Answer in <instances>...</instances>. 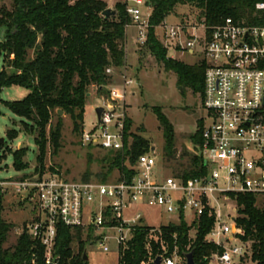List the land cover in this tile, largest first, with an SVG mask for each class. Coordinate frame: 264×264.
I'll list each match as a JSON object with an SVG mask.
<instances>
[{
    "label": "built area",
    "instance_id": "built-area-1",
    "mask_svg": "<svg viewBox=\"0 0 264 264\" xmlns=\"http://www.w3.org/2000/svg\"><path fill=\"white\" fill-rule=\"evenodd\" d=\"M147 2L125 3L131 19L125 29H137L138 47L146 44L151 27L152 8ZM256 8L264 11V2ZM155 30L168 53H188L206 64L203 107L208 122L198 146L199 174L185 178L183 172L172 173L150 152L129 164L133 137L132 128L127 130L128 100L139 83L126 65L117 73L108 68V75H118V83L96 97L94 119L90 127L83 126L80 142L118 154L127 172L117 169V178L106 182L36 171L0 179V199L4 203L9 199L11 208L31 210L22 234L44 247L46 264L60 263L56 245L61 226L81 229L87 238L90 234V242L105 253L110 252L109 242L115 241L120 264L136 229L147 227L142 214L131 211L139 204L175 216L177 221L169 224L184 219L192 238L201 216L212 219L204 240L216 250L206 257L208 264H257L254 241L245 238L240 225L244 209L240 199L253 196L256 206L264 207V26L239 25L232 18L210 27L198 19L179 23L166 19ZM97 108H102L100 116ZM149 232L156 234L160 228ZM167 254L165 250L158 256L162 264H178L177 248Z\"/></svg>",
    "mask_w": 264,
    "mask_h": 264
},
{
    "label": "trees",
    "instance_id": "trees-1",
    "mask_svg": "<svg viewBox=\"0 0 264 264\" xmlns=\"http://www.w3.org/2000/svg\"><path fill=\"white\" fill-rule=\"evenodd\" d=\"M261 2L264 0H148L147 5L152 8L151 27L144 47L167 71L177 75L179 85L191 88L203 98L205 62L188 65L170 59L155 27L168 19L176 7L184 5L197 9L198 20H203L209 27L222 24L228 18L239 25L264 26V11L256 8ZM106 9L102 0H13L11 10L5 7L0 10V60H8L9 67L15 70L11 74L4 70L0 72V94L3 89L13 86L29 91L22 100L6 102V106L12 114L26 121L30 131L39 132L35 144L39 146L37 161L41 173L45 169L46 127L53 116L58 117V122L51 127L49 135L50 143L57 151L62 129L58 111L70 115L75 127L82 133L89 87L96 85L100 93L104 92V87L113 79L107 74V69L120 71L125 66V26L131 19L126 12V4L118 3L116 14L109 18L103 16ZM153 112L163 132L166 155L173 156L174 127L161 107L153 108ZM203 127L204 123H199L191 138L196 149L202 143ZM131 128L132 120H129L127 130ZM16 137L15 131L10 132V137L8 133L5 145L0 146V165L12 154L14 169L24 171L29 168L23 160L29 149L13 151L7 140ZM132 137L129 152L131 165L140 155L150 152L148 140L135 134ZM112 156L111 169L98 180L108 181L117 169L127 172L120 156L115 153ZM200 165V157L192 156L188 166L180 172L185 178L195 176L199 174ZM240 204L244 205L240 225L245 238L254 241L253 260L257 264H264V207H257L253 196L242 197ZM3 211L4 201L0 199V264H33V261L34 264H46L44 247L34 242L26 232L13 248L4 249L13 226L4 221ZM211 226L212 219L207 215L201 216L194 238L191 237L192 228L184 219L178 225L161 226L156 234L150 233L149 227H138L122 252L119 263L156 264V258L166 249L167 255H172L177 248L178 254L184 258L193 252L196 264H208L206 257L216 250L204 240ZM82 237L81 229L72 231L64 226L59 228L56 245L59 264H90L84 260L86 242ZM74 242L79 244L78 254L72 248Z\"/></svg>",
    "mask_w": 264,
    "mask_h": 264
},
{
    "label": "rangeland",
    "instance_id": "rangeland-1",
    "mask_svg": "<svg viewBox=\"0 0 264 264\" xmlns=\"http://www.w3.org/2000/svg\"><path fill=\"white\" fill-rule=\"evenodd\" d=\"M107 9H116L118 3L125 4L127 0H102ZM13 0H0V10L5 7L12 9ZM199 11L192 6L184 5L175 8L174 12L168 17L172 23H179L184 20L196 21ZM137 29L130 27L127 30V61L125 65L131 76L135 77L139 85L134 89L136 95L128 100L129 115L132 120V135H140L149 142L150 153L156 155L159 163L166 170L176 173L188 166L192 156H198V149L191 142L192 136L196 133L199 123L208 122V112L203 107V98L199 93H194L191 88L179 85L177 75L173 71H167L163 64L157 62L149 51L143 46L138 47L135 44ZM160 33V31H159ZM160 40V38L158 37ZM169 58L183 62L188 65L200 63L199 57H194L188 53L169 51ZM33 53H30L32 58ZM5 71L7 74L15 72L9 67L8 60H0V72ZM115 72H119L115 70ZM118 75L113 76L112 81L105 86L104 92L100 93L96 85L89 87L85 105V113L82 122L83 125L90 127L94 119V106L97 104L96 97L106 94L108 89L116 85ZM28 90L19 86L3 89L0 94V137L5 140L10 137V132H16L15 139L7 140L9 147L14 151L28 148L29 152L23 159L28 163L29 168L24 171H16L13 167V156L9 154L7 159L0 165V179L10 177H19L25 174H32L34 171L41 173V168L37 161L39 155V146L35 140L39 134L38 131H30L26 127V121L12 114L6 106V102L22 100ZM161 107L164 114L174 127V148L177 152L173 156L166 155L164 146L165 141L159 121L153 112V108ZM62 120L60 148L55 151L50 143V129L55 127L58 117L53 116L50 125L46 127V153L44 159L45 174L58 173L69 180H90L104 178L106 172H109L112 164L111 151H102L87 146H82L80 142L81 133L74 125L70 115L63 113L59 116ZM80 124V123H79ZM83 129V127H82ZM82 132V130H81ZM1 143V146H4ZM155 149V152L152 149ZM168 171H163L167 175ZM118 173L114 172L108 181L117 178ZM259 204H262L259 202ZM132 213H141L144 224L153 229L166 226L170 222L177 221L175 216H170L162 208L151 207L146 204H139L132 207ZM191 213H189L190 217ZM31 216V210H19L9 207V199L5 200L2 217L12 228L8 233L7 240L4 243V249L13 248L17 240L22 235V230L28 224ZM191 219V217L189 218ZM193 233L191 232V236ZM82 240L86 242L85 249L90 264H117V248L115 241L109 242L110 252L105 253L97 248L96 242L91 243L87 235L83 234ZM75 253L79 252L78 242L72 245ZM168 250L166 249V253ZM178 264H185V258L177 254Z\"/></svg>",
    "mask_w": 264,
    "mask_h": 264
},
{
    "label": "water",
    "instance_id": "water-1",
    "mask_svg": "<svg viewBox=\"0 0 264 264\" xmlns=\"http://www.w3.org/2000/svg\"><path fill=\"white\" fill-rule=\"evenodd\" d=\"M115 14H116V11L111 9V8H108L103 12V16H105L107 18H109ZM0 38H1V36H0ZM87 96L89 97L90 93H88ZM96 112H97L98 116H100L102 113V108H97ZM58 115L62 116L63 111L59 110ZM4 142H5V139L0 137V146H1V143H4ZM153 151H154V149H153ZM176 152H177V149H174V153H176ZM84 260L89 261L87 253H84ZM185 260H186V264H196L193 252H189L188 254H186ZM162 261H163L162 257H157L155 260V263L156 264H162Z\"/></svg>",
    "mask_w": 264,
    "mask_h": 264
},
{
    "label": "crops",
    "instance_id": "crops-1",
    "mask_svg": "<svg viewBox=\"0 0 264 264\" xmlns=\"http://www.w3.org/2000/svg\"><path fill=\"white\" fill-rule=\"evenodd\" d=\"M129 29V28H128ZM127 29V30H128ZM127 30H126V43H127ZM136 38H137V35L135 36V43H136ZM127 45V44H126ZM136 46H138L137 44H135ZM125 53H126V56H125V61H127V52H126V47H125ZM118 83V81H117ZM136 95V93H134L133 97Z\"/></svg>",
    "mask_w": 264,
    "mask_h": 264
}]
</instances>
